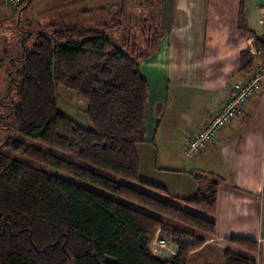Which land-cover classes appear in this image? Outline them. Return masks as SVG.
I'll use <instances>...</instances> for the list:
<instances>
[{
    "label": "trees",
    "instance_id": "trees-1",
    "mask_svg": "<svg viewBox=\"0 0 264 264\" xmlns=\"http://www.w3.org/2000/svg\"><path fill=\"white\" fill-rule=\"evenodd\" d=\"M31 2L22 0L10 18L16 23L19 18L23 49L22 58L7 60L18 87L11 115L19 136L55 154L12 138L4 143L10 153L42 169L0 153V264H208L214 259L222 264H257L249 255L205 245L215 233L218 179L210 177L207 188L198 189L190 199L174 197L187 207L184 210L87 168L169 196L165 189L140 180L135 148L143 141L149 89L140 65L158 51L161 29L145 18H125L124 10L114 12L113 5L100 24L80 27L52 21L46 33L31 32L27 37L20 18ZM92 12L81 14L87 17ZM243 15L240 4L238 29L245 31ZM251 36L253 53L259 51L264 59V39ZM29 38L34 44L27 51ZM253 53L240 52L239 72L254 68ZM58 87L87 103L92 130L57 110ZM157 233L175 242L174 256L152 254L150 243ZM190 238L195 242L186 241ZM229 241L252 255L258 252L253 241Z\"/></svg>",
    "mask_w": 264,
    "mask_h": 264
},
{
    "label": "crops",
    "instance_id": "crops-1",
    "mask_svg": "<svg viewBox=\"0 0 264 264\" xmlns=\"http://www.w3.org/2000/svg\"><path fill=\"white\" fill-rule=\"evenodd\" d=\"M240 4L245 31L238 29ZM263 10L264 0H170L167 16L163 12L156 24L163 34L159 49L140 65L149 83L145 142L148 146L156 140L171 145V151L181 152L184 158L186 138L195 135L222 107L228 91L258 75L259 89L242 106L241 113L191 159L194 164L198 158L203 164H215L210 177L220 183L215 233L205 239V245L249 255L257 264H264V59L259 51L253 53L251 33L264 39ZM14 11L0 0V23L11 18ZM242 50L255 57L251 71H238ZM195 166L190 169L197 170ZM139 178L178 199H190L199 189L196 178L187 173L175 177L183 185L172 188L164 175L151 167L143 172L139 165ZM231 238L255 242L258 252L248 253L231 243Z\"/></svg>",
    "mask_w": 264,
    "mask_h": 264
},
{
    "label": "rangeland",
    "instance_id": "rangeland-1",
    "mask_svg": "<svg viewBox=\"0 0 264 264\" xmlns=\"http://www.w3.org/2000/svg\"><path fill=\"white\" fill-rule=\"evenodd\" d=\"M113 5H115L113 9L114 12H118L120 9L124 10L125 18L126 16L134 17L135 20L139 18H145L147 23L152 25L157 24L160 21L163 12L167 16L170 0H32L27 10L21 15L20 27L24 30V32L27 30L29 33H46L45 27L50 22L58 20L76 24L80 27L89 26L90 24L97 25L105 21L108 14L111 12L110 7ZM86 11L93 12L91 15L85 17V15L81 13ZM6 20L7 21H4L2 24L0 23V59L2 60L0 63V153L10 155L26 164L33 166L34 168L42 169L40 164L33 162L28 158L10 153L6 147H4V143L12 138L25 142L28 145L40 148L45 152L55 154V152L51 149L25 137H21L15 132V124L13 116L11 115V108L17 102L16 94L18 87L14 81H12L14 78L12 77L13 74L11 72L14 69L7 60L9 58H22L23 49L20 44L21 34L17 28L19 19H17V23L12 21L10 17ZM163 21L165 22L166 19ZM33 44L34 38L29 40V43L26 45V50L30 51ZM56 94L57 110L71 119L77 125L87 130H92V126L88 122L86 115L87 103L62 87H58ZM149 147H151L154 156L150 154L148 150L150 149ZM135 148L142 171L145 172L146 167L157 169L162 175H164L166 181L168 182L167 186L171 188L173 186L179 187L183 185L180 180L175 177L184 176V174L187 173L192 179H194V174L205 176L204 178L196 180V182L198 183L197 185L199 189H206L208 180L211 176V170H214L215 168V164L213 163L211 165L209 163L203 164V160L201 158H198L196 160V164H194V161L184 158L181 152L173 153L171 151V145L168 146L162 144L157 140L154 141V143H150L148 146V144L145 142V130L143 133V141L137 142ZM172 153L175 155L174 159L172 158ZM71 161L75 162L74 160ZM184 164L187 166L185 169ZM194 165H196L195 167L198 168L197 170L190 169V167ZM87 168L97 174L109 176L117 182L126 184L159 200L173 204L184 210H188L186 206L176 201L172 195L165 196L138 184L128 183L118 177L108 175L96 167L87 166ZM48 170L79 187L95 190V188L82 181L74 180L52 169ZM142 177L145 178V175L141 176V178ZM118 201L122 204L133 206L124 200L118 199ZM208 264H220V260L218 262L216 259H214V261L210 260Z\"/></svg>",
    "mask_w": 264,
    "mask_h": 264
},
{
    "label": "built area",
    "instance_id": "built-area-1",
    "mask_svg": "<svg viewBox=\"0 0 264 264\" xmlns=\"http://www.w3.org/2000/svg\"><path fill=\"white\" fill-rule=\"evenodd\" d=\"M9 6L16 10L22 0H4ZM261 32L264 35V10L261 11ZM264 71V64L261 65ZM259 77H252L241 84L236 85L226 94L225 101L215 113H212L207 123L199 131L185 140L184 154L187 159L195 158L201 151L220 135V131L231 120L239 115L242 106L259 89ZM187 242L194 243V239H187ZM150 250L156 257L169 258L176 254L177 245L167 235L157 233L150 243Z\"/></svg>",
    "mask_w": 264,
    "mask_h": 264
},
{
    "label": "water",
    "instance_id": "water-1",
    "mask_svg": "<svg viewBox=\"0 0 264 264\" xmlns=\"http://www.w3.org/2000/svg\"><path fill=\"white\" fill-rule=\"evenodd\" d=\"M18 19H19V18H18ZM27 36L30 37V33H28ZM12 81H13V80H12ZM194 176L197 177V178H201V177H202V175H200V174H194Z\"/></svg>",
    "mask_w": 264,
    "mask_h": 264
}]
</instances>
